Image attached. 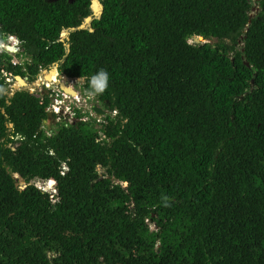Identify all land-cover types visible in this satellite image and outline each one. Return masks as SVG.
Masks as SVG:
<instances>
[{
	"label": "trees",
	"instance_id": "1",
	"mask_svg": "<svg viewBox=\"0 0 264 264\" xmlns=\"http://www.w3.org/2000/svg\"><path fill=\"white\" fill-rule=\"evenodd\" d=\"M91 1L0 0L28 60L0 51V264H264V0H103L64 41ZM58 62L87 94L106 69L118 116L49 130L47 92L8 98Z\"/></svg>",
	"mask_w": 264,
	"mask_h": 264
},
{
	"label": "built area",
	"instance_id": "2",
	"mask_svg": "<svg viewBox=\"0 0 264 264\" xmlns=\"http://www.w3.org/2000/svg\"><path fill=\"white\" fill-rule=\"evenodd\" d=\"M44 87L52 101L48 111L55 114L57 119L60 121L65 119V121L71 124L76 123L77 121L85 123L95 121L97 123V128L102 127V124L105 122L104 118L97 116V114L93 111L92 105L86 106V110L81 111L80 105L75 103L73 98L66 93H63L60 89L55 90L54 86L47 87V84H44ZM80 111L83 114V117L81 118H79ZM113 116L116 117L117 113L115 112Z\"/></svg>",
	"mask_w": 264,
	"mask_h": 264
},
{
	"label": "water",
	"instance_id": "3",
	"mask_svg": "<svg viewBox=\"0 0 264 264\" xmlns=\"http://www.w3.org/2000/svg\"><path fill=\"white\" fill-rule=\"evenodd\" d=\"M256 1H260V0H256ZM74 2V0H70V3H73ZM95 6H98L97 7V9H96V7ZM92 9H93V15H91V16H89L88 18H86L85 19V22L79 27V28H76V29H71L70 30V34L71 33H74V32H76V31H81V30H88V29H91L92 28V25H93V22L95 21V20H97V19H100L103 15H104V12H105V7H104V5L102 4V2H101V0H93V2H92ZM98 10V11H97ZM253 10L256 12V15L259 13V11H260V8L257 6V7H254L253 8ZM256 15H250V22H251V20H252V18H254ZM194 40H195V42L197 43V44H202V43H209V41H207V40H205V38L204 37H200V36H198V37H195L194 38ZM0 47L1 48H4L7 52H9L10 54L11 53H18V50L15 48V47H12V46H10V45H0ZM68 49H69V47H68ZM247 65L249 66V64L247 63ZM55 67H57L58 68V64H55ZM55 69V68H54ZM53 69V70H54ZM52 70V71H53ZM47 70H44L43 72L45 73ZM51 71V72H52ZM58 72V71H57ZM64 77V79H66V81H69L70 80V78L68 77V76H63ZM27 78H23V77H20V76H17L16 77V81H17V83L19 82H22V83H24V85L25 86H22L21 87V89H17L16 88V85H14V87H13V90H12V92L11 93H8L7 95H8V98L9 99H11V98H13L15 95H16V93L17 92H19V91H28L26 88L28 87V83H27ZM79 81L80 80H83V79H78ZM85 81V80H84ZM59 88L63 91V92H65L60 86H59ZM76 92V91H75ZM66 93V92H65ZM67 94V93H66ZM68 95H70V94H68ZM70 96H72V95H70ZM10 103V102H9ZM93 111L98 115V116H101V117H103V116H106V114H107V112L104 110V109H102L101 107H99V106H97V105H95L94 107H93ZM48 120L45 122L46 124L50 121V120H53V118H54V116L52 115V113H49V115H48ZM14 127V125L13 124H11L10 125V128H13ZM52 128L51 127H49V130H51ZM54 186L55 185V181H49V186Z\"/></svg>",
	"mask_w": 264,
	"mask_h": 264
},
{
	"label": "rangeland",
	"instance_id": "4",
	"mask_svg": "<svg viewBox=\"0 0 264 264\" xmlns=\"http://www.w3.org/2000/svg\"><path fill=\"white\" fill-rule=\"evenodd\" d=\"M252 15H256V12L253 10L252 11ZM192 44H195V40H192L190 41ZM214 42H217L216 40L215 41H211V43H214ZM242 42V41H241ZM210 43V41H209ZM16 44V43H15ZM242 45V44H241ZM4 50V48H1L0 47V51ZM20 53V52H18ZM18 53H11V55L13 56V60L14 62H24L25 61V58L18 55ZM52 76V77H51ZM51 77V79L53 80L55 77H58V72L55 70L53 71L51 74L48 75V79L46 78V76H44L42 79L40 80H37L34 84H32L31 86L33 87V89H30L28 88L30 91H32L34 94H37V95H40L41 93H46L47 91H45V87L43 86L44 84L46 85L47 84V87H52L54 86V89L55 90H58L59 88L57 86H55L53 84V82H50V81H47L49 80ZM59 79V78H58ZM63 82V81H62ZM16 84L15 80L14 81H11L10 83V86H9V91L8 93H11L12 90H13V87L14 85ZM48 93V92H47ZM81 93V94H80ZM80 93L78 94L79 97H78V100L80 101L79 104H81L82 107H86V106H91L93 104H97L99 101L97 100V98L95 99H89L88 97V94L85 92L84 88H83V85L80 86ZM74 98V97H73ZM86 100H87V104H86ZM100 106L104 107L103 104L100 103ZM65 122V119H62L61 121L59 119H53L52 121L50 120L47 124H46V127H52V128H57L58 124L59 123H64ZM99 171H100V174H104L105 173V170L102 169V168H99ZM37 186L40 188V189H43V190H46V191H50V192H54L55 193V186L54 188L52 187H49V184L47 182H43V181H38L36 182Z\"/></svg>",
	"mask_w": 264,
	"mask_h": 264
},
{
	"label": "flooded vegetation",
	"instance_id": "5",
	"mask_svg": "<svg viewBox=\"0 0 264 264\" xmlns=\"http://www.w3.org/2000/svg\"><path fill=\"white\" fill-rule=\"evenodd\" d=\"M49 3H53V2H56V1H60V0H47ZM66 1H68L69 3H70V0H66ZM76 0H74V2H75ZM103 0H101V2H102ZM92 2H93V0L91 1V12H92V14L91 15H93V9H92ZM102 4H103V2H102ZM70 30H66L65 32H63V35H64V41H70ZM15 40H14V37H10V38H8V40L6 41V44H4L5 46L6 45H9V44H13V45H15V47H16V49L18 50V48H17V43L15 44V43H13ZM18 52H19V50H18ZM19 54V53H18ZM26 61H28L26 58H25V61L24 62H22V63H20V62H15L16 64H18V65H24L25 64V62ZM55 64H58V68L57 67H55ZM53 66H51V68H48V72H41L40 73V75L37 77V79L35 80V81H32L29 77H25V78H27L28 80H27V83H28V87L26 88L28 91H30L28 88H31V89H33V85L32 84H34L37 80H40V79H42L44 76H46V78L48 77V75H49V73L53 70V71H58V77H57V79L60 81V82H67V84L69 85V86H73V89H74V91H76V93L77 94H79L80 93V86H82L84 83H85V81L84 80H78V79H80V78H71V77H69L70 78V80L69 81H66L65 79H64V77L63 76H67L66 74H63L62 72H61V70H60V68H61V66H62V63H60V62H58V63H55ZM50 71V72H49ZM52 71V72H53ZM51 72V73H52ZM50 73V74H51ZM52 77V76H51ZM51 77H50V79L48 80V81H50V82H53V84L55 85V86H57L58 88H59V86H60V84H58L57 82H55L54 80H52L51 79ZM40 78V79H39ZM48 79V78H47ZM15 82H16V88L17 89H21V85H19L18 83H17V81H16V77H15ZM32 85V86H31ZM53 87V86H52ZM72 88V87H71ZM60 89V88H59ZM61 90V89H60ZM62 91V90H61ZM31 93H33L32 91H30ZM63 93H65V92H63ZM81 94V93H80ZM79 96V95H78ZM71 98H73L72 96H70ZM75 101V103H78V105H81V104H79L80 102H79V100L77 99V97H74L73 98ZM49 128V127H48ZM52 128V127H51ZM52 130V129H51Z\"/></svg>",
	"mask_w": 264,
	"mask_h": 264
},
{
	"label": "clouds",
	"instance_id": "6",
	"mask_svg": "<svg viewBox=\"0 0 264 264\" xmlns=\"http://www.w3.org/2000/svg\"><path fill=\"white\" fill-rule=\"evenodd\" d=\"M4 45V44H3ZM10 46H12V47H15V45H13V44H9ZM16 48V47H15ZM47 71H48V69H46ZM110 76H111V74L106 70V69H99L96 73H94L90 78H88V89H87V92H88V97H89V99H95V98H97V97H99V96H101L102 94H104L105 92H106V90L109 88V85H110ZM44 86V85H43ZM63 92V91H62ZM68 95V94H67ZM70 96V95H69ZM73 97V96H72ZM77 99H78V97H77ZM80 102V101H79ZM86 104H87V100H86ZM95 105H97V106H99V107H101L102 109H104L106 112H107V114H106V116H103L102 118H104V120L106 119V117H108V116H112V117H114L113 115H114V113L115 112H113V113H111V112H109L108 110H106L104 107H102V106H100V102H98L97 104H93L92 106L94 107ZM83 106V105H82ZM81 105H80V107H81V111H85L86 109H85V107H82ZM92 107V108H93ZM50 108V107H49ZM80 111V112H81ZM49 112V111H48ZM49 113H51V112H49ZM116 113H117V116H118V112L116 111ZM52 115L54 116V118L53 119H57L56 118V115L55 114H53L52 113ZM81 115H83L82 113H81ZM98 116V115H97ZM98 117H101V116H98ZM114 118H116V117H114ZM52 121V120H51ZM65 122H67V121H65ZM67 123H69V122H67ZM71 124V123H70ZM97 124V123H96ZM45 126H46V123H45ZM51 127V126H50ZM97 127V126H96ZM103 127V126H102ZM102 127L101 128H97L98 130H101L102 129ZM51 181V180H50ZM53 181V180H52ZM47 183L49 184V181H47ZM55 186V185H54ZM54 186L52 187V188H54ZM50 187V186H49ZM44 191H46V190H44ZM48 192H50V191H48ZM165 199H167V198H165Z\"/></svg>",
	"mask_w": 264,
	"mask_h": 264
},
{
	"label": "bare ground",
	"instance_id": "7",
	"mask_svg": "<svg viewBox=\"0 0 264 264\" xmlns=\"http://www.w3.org/2000/svg\"><path fill=\"white\" fill-rule=\"evenodd\" d=\"M96 7V9H97V7L98 6H95ZM98 11V10H97ZM50 74V73H49ZM55 82H57L58 84H60V87L67 93V94H70V95H72L73 97H79L78 96V94L74 91V89H73V86L71 85V86H69L68 84H67V82H60L58 79H57V77H55L54 79H53ZM66 80V79H65ZM48 81V80H47ZM18 84L19 85H21V86H25L24 85V83H22V82H18ZM72 87V88H71Z\"/></svg>",
	"mask_w": 264,
	"mask_h": 264
}]
</instances>
